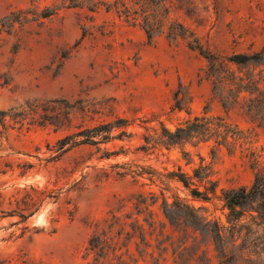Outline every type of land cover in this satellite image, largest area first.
Masks as SVG:
<instances>
[{"label":"rangeland","instance_id":"rangeland-1","mask_svg":"<svg viewBox=\"0 0 264 264\" xmlns=\"http://www.w3.org/2000/svg\"><path fill=\"white\" fill-rule=\"evenodd\" d=\"M33 2L45 8L60 0H0V19ZM173 17L221 58L264 48V0H190V17ZM20 38L16 53V36L0 39V264H218L213 245L170 224L164 203L181 200L227 224L222 189L251 187L264 170V128L243 110L222 108L206 76L208 60L165 37L150 44L141 26L105 9H61ZM178 91L190 93L189 105L177 107ZM206 114L250 138L233 154L223 147L216 159L214 142L159 143L165 129ZM101 125H108L107 140L59 150L64 138ZM204 167L220 183L210 201L192 195L206 190L195 177ZM114 216L120 220L110 228ZM104 234L112 249L98 259L89 242Z\"/></svg>","mask_w":264,"mask_h":264},{"label":"trees","instance_id":"trees-1","mask_svg":"<svg viewBox=\"0 0 264 264\" xmlns=\"http://www.w3.org/2000/svg\"><path fill=\"white\" fill-rule=\"evenodd\" d=\"M85 8L91 12L100 9H105L108 13L115 12L127 22L141 26L150 44L165 37L172 44H185L190 50L198 52L208 60L206 76L212 84L214 98L222 108L226 112L243 110L253 123L259 128H264V48L252 54H234L226 59L207 50L190 26L173 17L176 11H183L190 17V0H60L58 4L45 8L33 2L31 6L14 10L0 19V39L4 33L16 36L18 44L12 50L16 53L21 42L20 34L28 26L44 24L45 20L61 9ZM90 22H94L93 18ZM105 27L101 26L100 30L103 32ZM94 28L95 26L85 27L83 36L91 35ZM176 101L177 107L183 108L191 103V95L189 92L178 91ZM107 126L101 125L93 130L68 136L58 143L59 150H64L70 143L72 146L83 143L96 144L94 139L97 137L107 140L108 137L105 135ZM77 137L85 139L79 142L76 140ZM249 138L248 133L240 130L226 118L206 114L188 121L175 132L165 129L159 143L170 147L195 140H198V144L214 142L212 154L216 159L223 147L233 154L238 144ZM247 157L253 167L259 164L255 152H251ZM214 174L212 167L196 170L195 177L207 187L205 192L193 190L194 197L204 201L212 200L220 184L219 181L212 179ZM178 177L188 188L189 179L184 174ZM221 199L229 210L227 224L218 219H211L201 209H196L181 200L172 204L165 201L164 213L170 224L179 232H184L188 236L191 230L195 235L194 241L201 238L203 244L213 245L218 264H264V170L256 173L251 187L222 189ZM138 209L141 213L140 205ZM119 220V217L114 216L110 228ZM150 225L153 226V223ZM134 230L140 234L141 243L148 244L144 231L140 227H135ZM119 235L122 236L123 233ZM126 235L128 242H131L133 236L131 237L130 233ZM89 244L92 250L97 251L98 259L107 258L109 250L112 249L107 234L103 237L94 235ZM116 250L114 248L115 252ZM185 251L183 245H180L175 250V255L179 253L181 258ZM206 264H212V259H208Z\"/></svg>","mask_w":264,"mask_h":264}]
</instances>
